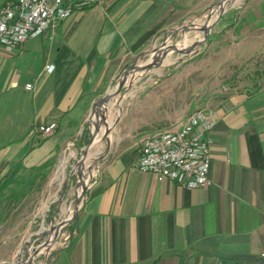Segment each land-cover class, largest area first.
Here are the masks:
<instances>
[{
  "label": "crops",
  "instance_id": "1",
  "mask_svg": "<svg viewBox=\"0 0 264 264\" xmlns=\"http://www.w3.org/2000/svg\"><path fill=\"white\" fill-rule=\"evenodd\" d=\"M216 2L102 0L14 53L0 48V264L30 259L29 238H47L52 225L72 217L78 177L48 182L46 166L73 141L92 137L95 104L127 64L153 60L160 40L177 37ZM219 21L228 26L215 36V87L227 88L199 107L218 113L212 185L189 189L140 171L143 138L103 142L88 156L75 220L34 264H264V0H246ZM50 123L57 124L52 136L38 133ZM47 183L63 191L48 200Z\"/></svg>",
  "mask_w": 264,
  "mask_h": 264
},
{
  "label": "rangeland",
  "instance_id": "2",
  "mask_svg": "<svg viewBox=\"0 0 264 264\" xmlns=\"http://www.w3.org/2000/svg\"><path fill=\"white\" fill-rule=\"evenodd\" d=\"M222 1L224 0H217L216 4L203 14L199 21L194 24L186 25L185 27L187 29L179 31L177 37L169 38L165 44H162V40L159 41L158 48H171L176 46L181 49L192 48L189 54L182 55L176 52L171 53L166 57L165 61L156 68L140 71L137 72L136 75L134 74L129 77L128 84L134 80L130 89L126 91V94V88L122 90L114 100L116 103L113 102L110 108L108 115L109 123L115 122L116 124L112 130L109 144L117 140L120 141L122 138L138 141L141 138L149 136L153 132L160 131V129H173L174 127L171 125H176L178 119L185 113L188 112V114H190L195 111L196 108L205 107L206 104L211 103L212 96L216 94L214 93L216 90L219 91L227 88L226 86L215 87L216 77L219 73L216 75L214 70V52L216 46L215 36L224 31L228 25H222L219 21L214 28L210 30L207 40L200 46L193 47L195 44L204 40L205 30L201 27L211 25L215 22L217 15L212 16L210 19L209 16L211 12L218 8V5ZM245 2L246 0H237L235 4H229L227 6V13L242 7ZM227 13L224 14L221 19H223ZM194 27L198 28V30H193ZM148 56L149 54L147 56H140L134 62L128 63L121 77L124 73L129 72L134 65L143 66L152 63V58ZM135 76L137 77L136 79ZM121 77L118 78L113 88L119 84ZM219 77L220 75L218 78ZM121 96L123 97L122 99ZM22 137L23 136L15 135V141H22ZM90 137L89 135L87 140L82 139V141H73L71 144L72 146L70 145L59 162L56 160L57 164H55L52 159L48 162L46 166L48 182L56 175L57 179L60 180L65 178L66 174H71L75 169V164L83 153V150H80L82 142H85L86 145L89 144ZM71 153L74 154L69 157ZM68 157L69 160L63 170L64 172L60 173L59 168L64 159ZM74 177H77L75 171ZM70 185L71 182L68 180L65 185H63L64 190H68ZM60 186L61 185L57 184L55 187H50L49 183L46 184V193H44V195H48V200L51 196L55 195L57 190L63 191V188L60 189L62 186ZM58 199L59 194L57 199L55 197L50 201L51 210L58 204ZM62 204H64V202ZM62 204L57 206L59 214L62 209ZM47 220L48 224L49 218ZM38 230L39 227H36L35 231L39 233L40 230ZM45 231V233H47V230ZM42 235L43 234H41V236ZM44 241H46V243L48 242V236L47 238H40L37 242L34 240V237L29 238L28 247L37 248L44 243ZM43 253L45 254L46 252L44 251ZM21 258L22 256L20 255L18 262H20ZM41 261L42 258L40 259V262Z\"/></svg>",
  "mask_w": 264,
  "mask_h": 264
},
{
  "label": "built area",
  "instance_id": "3",
  "mask_svg": "<svg viewBox=\"0 0 264 264\" xmlns=\"http://www.w3.org/2000/svg\"><path fill=\"white\" fill-rule=\"evenodd\" d=\"M102 0H6L0 7V48L14 53L28 40L38 38L73 14L98 5ZM53 66H47L52 72ZM32 90V85L26 87ZM218 123V113L198 108L178 128L143 138L136 167L160 180L176 182L189 189L212 185L210 134ZM56 123L41 125L37 131L52 136Z\"/></svg>",
  "mask_w": 264,
  "mask_h": 264
},
{
  "label": "water",
  "instance_id": "4",
  "mask_svg": "<svg viewBox=\"0 0 264 264\" xmlns=\"http://www.w3.org/2000/svg\"><path fill=\"white\" fill-rule=\"evenodd\" d=\"M237 0H224L222 1L219 5L218 8L215 9L213 12H211V15L209 16V19L212 16L217 15V18L215 20V22L211 25H207L204 27H201L203 30H205V37L204 40L197 43L195 47L200 46L201 44H203L204 41L207 40L208 34L210 33V30H212L214 28V26L219 22V20L221 19L222 16H224V14L227 13L228 8L227 6L229 4L233 5L235 4ZM193 30H198V28L194 27ZM192 48H178V47H171V48H159L157 50H155L154 52V56H153V60L152 63L143 65V66H133L131 68V70L127 73H124V75L121 77L119 84L115 87L112 88L110 90L109 93H107L104 97H102L101 99H99L96 104H95V111H94V133L91 137V140L89 142V144L85 147V149L83 150V153L81 154V157L78 161V163L76 164L75 167V173L78 177V187H77V193H76V208L72 214V217L70 218V220L66 221V222H62L59 225H52V228L48 234V242L33 249V255L30 259L25 260L23 258V260H21L20 262L16 263V264H34L37 256L42 252L45 251L46 254L50 251V249L53 248L55 241L58 237L59 231L65 229L67 226H69L76 218L77 216V212L78 209L80 207V204L83 201V198L85 197V179H86V167H87V160H88V156L90 154V152L93 150V148H95L97 145L102 144L103 142H106L107 144L110 143V136L112 134V130L113 127L115 126L114 124H110L109 123V112H110V108L114 102V100L116 99V97L119 95V93L125 90V94L126 91H128L132 85V83L134 82V80L132 82H130L128 84V79L130 76H133L134 74L136 75L137 72L140 71H147V70H152L153 68H156L157 66L161 65L166 57L171 54V53H178V54H189L191 52ZM137 77L135 76V79ZM123 98V97H122ZM121 98V99H122ZM116 103V102H114ZM96 120L100 121L101 124L96 123ZM102 133L101 138H97V136ZM74 175V170L71 173V176ZM27 247L24 248V251L27 252Z\"/></svg>",
  "mask_w": 264,
  "mask_h": 264
},
{
  "label": "bare ground",
  "instance_id": "5",
  "mask_svg": "<svg viewBox=\"0 0 264 264\" xmlns=\"http://www.w3.org/2000/svg\"><path fill=\"white\" fill-rule=\"evenodd\" d=\"M207 19H208V18H207ZM94 153H95V152H94ZM72 154H74V153H71V154L69 155V157L72 156ZM69 157H68V158H65L64 161L62 162L61 167L59 168V172H60V173H63V172H64L63 170H64L65 167H66V163L68 162ZM73 211H74V210H73Z\"/></svg>",
  "mask_w": 264,
  "mask_h": 264
}]
</instances>
